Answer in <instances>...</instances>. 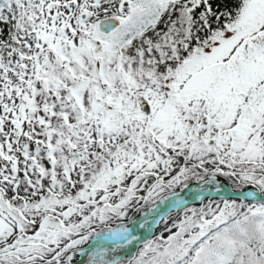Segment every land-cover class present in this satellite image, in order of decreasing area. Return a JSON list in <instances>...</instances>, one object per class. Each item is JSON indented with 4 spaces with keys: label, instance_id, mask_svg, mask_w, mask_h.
I'll list each match as a JSON object with an SVG mask.
<instances>
[{
    "label": "snow or ice",
    "instance_id": "obj_1",
    "mask_svg": "<svg viewBox=\"0 0 264 264\" xmlns=\"http://www.w3.org/2000/svg\"><path fill=\"white\" fill-rule=\"evenodd\" d=\"M0 264H264V0H0Z\"/></svg>",
    "mask_w": 264,
    "mask_h": 264
}]
</instances>
